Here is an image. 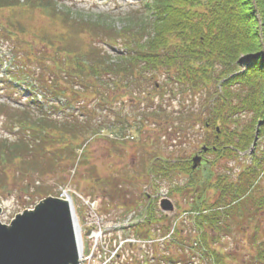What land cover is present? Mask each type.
Here are the masks:
<instances>
[{
  "label": "trees",
  "instance_id": "1",
  "mask_svg": "<svg viewBox=\"0 0 264 264\" xmlns=\"http://www.w3.org/2000/svg\"><path fill=\"white\" fill-rule=\"evenodd\" d=\"M140 4L141 8L103 16V12L73 10L63 0H0V37L12 51L7 69L11 78L1 87L0 122L6 128L2 126L3 132L16 129L12 137L0 136V199L7 193L6 186L1 185L15 181L2 165L11 163L18 181L23 182L20 187L15 183L18 199L21 194L25 198L38 194L43 199L52 194V189L36 186L35 174L39 171L40 179L44 174L61 178L65 168L82 161L73 149H80L81 145H74V141L88 139L100 128L110 131L94 124L98 119L88 111L91 96L99 104L112 107L118 95L126 94L123 89L138 88L142 97H134L133 104L143 109L136 118L142 124L149 123L156 111H162L166 117L158 116L165 120L173 112L168 111L166 103L155 104L157 95H162L160 101L167 95L162 91V80L171 85L167 92L208 90V103L202 104L207 109L202 113L206 112L207 117L197 119L215 128V134L220 123L223 138L219 135L217 141L221 143L226 138L230 153L251 147L255 124L264 120V40L258 29L261 19L264 37V0H142ZM25 12L37 20L28 23ZM111 16L121 19L124 25L118 28ZM30 32L28 40L26 35ZM242 57L250 61L245 69ZM157 90L161 93L156 94ZM23 93L27 95L22 96ZM236 100L242 103L241 108ZM244 109L252 110L254 115L249 120L251 126L240 129L242 121L230 119V113L237 111L242 115ZM180 114L187 120L192 117L186 110ZM122 119L111 131L121 125L137 130L138 126ZM161 120L157 124L162 127ZM180 128L173 126V131ZM263 133L260 129V135ZM64 149H70L72 154L61 153ZM252 156V164L237 176H228L225 185L221 184L225 175L212 183L217 187L215 202L219 205L212 206V200H207L202 209L211 208L222 219L233 209L242 226L250 217L249 211H264V148L255 150ZM191 165L181 167L191 176L180 190H195L191 182L195 175L186 170ZM207 184L199 190L191 209L197 211L195 219L201 229L197 228L196 233L201 237L211 228L216 232L220 226L211 215H203L199 207L205 201L201 196ZM223 227L231 235L235 232L229 223ZM255 236L260 243L254 242L253 252L243 264H264V227H259ZM181 239L180 257L171 255V264H190L192 260L208 264L210 255L200 240L194 245ZM193 255L200 258L196 260ZM221 257L218 263L239 264L238 258L229 261L225 255ZM233 257L229 255L230 259ZM164 260L169 263L166 257Z\"/></svg>",
  "mask_w": 264,
  "mask_h": 264
},
{
  "label": "rangeland",
  "instance_id": "2",
  "mask_svg": "<svg viewBox=\"0 0 264 264\" xmlns=\"http://www.w3.org/2000/svg\"><path fill=\"white\" fill-rule=\"evenodd\" d=\"M141 1L63 0L73 10L89 13L103 12V16L117 15L130 9L141 8ZM25 14H27L28 23L32 19L37 20L31 17L32 14L27 12ZM111 21L118 28L124 25V22L115 16ZM258 29L260 30L259 36L264 40L261 19ZM26 36L29 40L32 36L31 32ZM4 41L0 37V89L5 80L11 78L6 66L10 64L9 56H12V51L8 46L9 43L4 44ZM242 58L243 69H245L250 61H247V57ZM161 84L164 85L162 91L165 90L167 95L163 96L162 101H160L162 95H157L155 104L166 103L168 111L173 113L167 115L165 120H161L159 116L166 117V114L156 111L157 115H152L150 119L151 126H147L149 124L147 121L142 124V121L136 118L143 109L133 104L134 97H142L138 94L140 91L138 88L123 89L122 92L127 91L128 93L120 92L123 95H118L112 107L99 104L96 98L91 96L88 111L92 117L98 119V121L94 120V124L107 127L110 131L105 129L102 131L100 128L96 135H91L88 139L86 137L78 142L74 141L77 143L74 145H81L80 149L79 147L73 148L76 150L74 153H78L79 157L82 156L81 160L86 161H77L73 168H65L60 173L61 178L57 174H52L53 177L51 174L47 176L44 174L43 179H40L38 178V175L41 176L40 172L35 174L36 186L41 185L40 189L48 187L52 189V194L46 199L41 200L38 194L27 195V198L25 194H21L18 199L15 192L16 184L20 187L23 186V182L18 181L17 170L11 167V163L2 165L8 168L11 178L15 181L4 182L1 185L6 186L7 193L0 199V221L11 227L19 215L35 210L42 203H46L49 198L63 197L66 199V195L69 194L82 229L100 233L97 238L92 235L91 231L88 235H84L85 252L81 258V264H171V255L166 251L171 250L172 255L179 258L178 247L183 244L180 237H183L187 244L195 245L200 240L210 255L208 264H214V262L222 264L218 263L222 255L226 256V260L227 257L229 261L238 258L237 263H245V260L250 257L249 253L253 252L251 247L254 246V242L256 241L257 245L260 243L258 236L255 235L259 227H264V211L256 210V213L249 211L250 217L244 221L242 226V222H238L236 217L238 214L235 210H229L227 218L222 219V215L214 213L215 211L211 208L202 209V206L207 200L209 203L212 200V206L219 205L217 201L215 202L218 195L217 187L212 185L217 178L225 175L221 182L225 185L228 176H237L246 165L252 164L254 151H262L264 148V126L259 127L261 120H258L255 124L251 147L245 151L235 150L230 153L225 144L226 138L221 143L217 141L219 135H222L220 123L216 128L217 134H215V128L210 124L205 126L197 119L200 116L207 117L206 112L202 113L204 109L207 111L202 104L208 103V90L199 92L188 90L183 93L175 91L173 93L166 91L167 87L171 86L170 84L167 85L163 80ZM14 85H16L15 82ZM19 89L23 90V86ZM158 93L161 91L157 90L156 94ZM26 95L23 93L22 96ZM236 101L238 108H241L242 103ZM150 110L152 109L145 111ZM185 110L192 116L190 120H187L185 116L183 118V114H180ZM253 115L252 110L247 109L243 110L242 115H238L237 111H231L230 119H239L242 121L239 128L244 126L243 129H245L251 126L249 120ZM122 118L138 126L135 127L137 130L121 125L116 131H111L117 126L119 120L124 121ZM158 119L164 123L162 127L157 124ZM185 124L186 128H183ZM2 126L0 122V136L6 135L2 133ZM173 126L182 128L173 131ZM139 128L141 131L138 130ZM260 129L263 133L261 135ZM221 137L223 138V135ZM48 146L53 147V145ZM60 152L72 154L70 149ZM195 156L206 159V161L202 160L197 168H193ZM42 161L45 160L42 159ZM62 164L65 165L64 161ZM66 164L72 163L66 162ZM188 164H192V167L188 166L186 170L192 171L195 175L191 181L195 187L192 191L191 189H179L190 179L191 175L181 170V167L184 168ZM150 167H152L151 171H147ZM261 177H263L261 184L264 185V175ZM60 179L63 181L61 182ZM206 182L208 184L201 196L205 201L199 207L203 210L201 211L203 215H211L220 226L218 225L216 232H213L211 228L212 232L208 230L206 235L201 237L196 233L197 228L201 229L195 219L197 211L191 209L199 197V190ZM221 184H218L220 190ZM259 190L262 189L259 188ZM202 213L199 212V214ZM227 223L234 228L235 232L232 235L223 227ZM239 226H242V231H239ZM245 227L251 229L248 230ZM192 252L195 250L193 249ZM230 254L234 256L231 259ZM164 257L169 263H166ZM193 257L196 259L195 255ZM172 264L176 263L173 261ZM190 264H198V262L193 263L192 260Z\"/></svg>",
  "mask_w": 264,
  "mask_h": 264
},
{
  "label": "water",
  "instance_id": "3",
  "mask_svg": "<svg viewBox=\"0 0 264 264\" xmlns=\"http://www.w3.org/2000/svg\"><path fill=\"white\" fill-rule=\"evenodd\" d=\"M78 230L70 200L49 198L11 227L0 221V264H78Z\"/></svg>",
  "mask_w": 264,
  "mask_h": 264
},
{
  "label": "bare ground",
  "instance_id": "4",
  "mask_svg": "<svg viewBox=\"0 0 264 264\" xmlns=\"http://www.w3.org/2000/svg\"><path fill=\"white\" fill-rule=\"evenodd\" d=\"M95 235H97V233ZM97 237H99V235ZM77 243H78V245H77L78 251H82L83 248L80 246V237L79 236H77ZM178 248H180V247H178ZM78 264H81V263L78 262Z\"/></svg>",
  "mask_w": 264,
  "mask_h": 264
},
{
  "label": "flooded vegetation",
  "instance_id": "5",
  "mask_svg": "<svg viewBox=\"0 0 264 264\" xmlns=\"http://www.w3.org/2000/svg\"><path fill=\"white\" fill-rule=\"evenodd\" d=\"M205 158H203V161H206V159L204 160Z\"/></svg>",
  "mask_w": 264,
  "mask_h": 264
}]
</instances>
